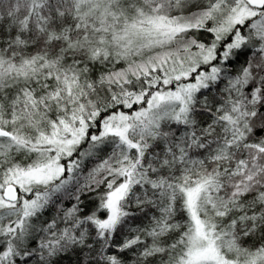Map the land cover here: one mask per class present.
I'll return each instance as SVG.
<instances>
[{
    "label": "snow or ice",
    "instance_id": "obj_1",
    "mask_svg": "<svg viewBox=\"0 0 264 264\" xmlns=\"http://www.w3.org/2000/svg\"><path fill=\"white\" fill-rule=\"evenodd\" d=\"M0 264H264V0H0Z\"/></svg>",
    "mask_w": 264,
    "mask_h": 264
}]
</instances>
